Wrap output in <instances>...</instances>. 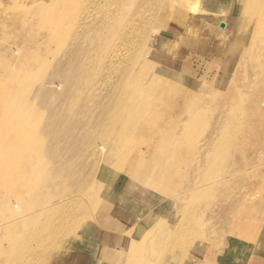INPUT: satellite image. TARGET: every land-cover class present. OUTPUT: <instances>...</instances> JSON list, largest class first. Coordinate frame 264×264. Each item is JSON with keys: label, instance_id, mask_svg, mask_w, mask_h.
Returning a JSON list of instances; mask_svg holds the SVG:
<instances>
[{"label": "rangeland", "instance_id": "obj_1", "mask_svg": "<svg viewBox=\"0 0 264 264\" xmlns=\"http://www.w3.org/2000/svg\"><path fill=\"white\" fill-rule=\"evenodd\" d=\"M96 25L105 37L101 46L91 42ZM162 34L169 47L154 49ZM16 51L35 63L13 61L9 54L17 58ZM111 60L116 77L129 62L130 82L143 85L165 71L174 84L167 106L176 99L171 114L179 124L170 131L177 134L190 112L199 120L188 131L187 150L175 159L170 179L162 184L165 192L151 189L142 198L155 213L143 225L129 226V239L117 236L126 229L120 224V230L107 229L110 215L82 206L64 227L78 233L77 222L82 223L83 240H70L66 247L62 234L44 230L46 238L30 243L32 252L24 250L22 264H264V0H0V98L2 86L10 84L36 120L46 116L32 99L42 84L53 77L68 89L55 75L58 69L77 76L68 98L75 106L82 93L90 98L96 91ZM33 140L15 151L43 154L45 143ZM146 147L140 144L141 150ZM81 157L77 152L73 161ZM85 193L79 201L87 199ZM3 196L0 219L9 214ZM9 197L29 202L24 192ZM159 204H164L161 214ZM135 206L127 218L139 217L142 208ZM163 217L180 218L178 238L170 246L161 237L168 230L160 227ZM112 220L125 218L116 214ZM24 229L22 223L0 228V261L20 252L21 244L7 240L29 234Z\"/></svg>", "mask_w": 264, "mask_h": 264}, {"label": "bare ground", "instance_id": "obj_2", "mask_svg": "<svg viewBox=\"0 0 264 264\" xmlns=\"http://www.w3.org/2000/svg\"><path fill=\"white\" fill-rule=\"evenodd\" d=\"M162 14L165 18V8ZM104 25L107 22H103L101 26ZM101 26L94 28L95 33H98L94 41H91L97 46H101L105 40ZM167 39L169 40L162 34L154 49L160 46L169 47ZM124 40L126 41L125 38ZM154 49L151 50L152 58L158 54ZM14 53L9 54L13 61L21 60L30 65L35 63L34 58L27 53L17 52V58ZM71 58L67 63L69 65L73 62ZM112 63L111 60L109 71L92 96L89 98L82 93L79 104L75 106L69 104L68 98L72 93L71 85L75 83L72 81L77 80V76L67 71L65 73L62 68L58 69L55 75L66 81L63 83L67 84L68 89L63 90L62 83L54 82L53 77L38 88L32 99L46 111V116L41 120H36L28 105L16 97L10 84L2 86L0 194H4L2 202L9 214L0 219V228L19 227L22 223V228L29 229V234L24 233L20 239L11 237L7 240L8 243L21 244L22 248L17 255L6 257L0 264H22L25 249L32 252L30 243L36 241L41 244L46 238L44 230L48 234H62L66 238V247L70 240H83L87 229H83L82 223L77 222L80 230L78 233H66L64 227L74 218L73 212L76 213L82 206L96 207L102 213L104 211L105 215H110L104 221L108 224L107 229L120 230L117 225L120 224L126 229L124 232L116 231L117 236L120 238L124 234L127 239L131 237V232H127L129 226L133 228L135 225H143L155 213L154 208L143 204L142 198L151 189L165 192L162 184L170 179L175 159L180 160L185 154L188 131L199 120L197 115L190 112L181 124L182 131L177 132L174 128L177 132L174 134L170 130L176 122L179 125L178 121L172 119L171 114L172 107L176 106V99L172 100L171 108L167 106L168 94L174 84L169 82L165 71L156 74L147 85H143L130 82L132 74L129 62H126L121 78L114 75L115 66H111ZM85 72L82 71L83 74ZM176 91H179L178 87ZM29 130L36 131L40 138L31 136ZM170 136L173 140L172 145L168 146L166 143ZM33 139H40L45 143L43 154L18 152L26 144L31 145ZM142 143L147 146L145 150L140 149ZM77 152L82 157L75 163L73 158ZM82 190H86L87 199L79 201ZM17 191L26 193L29 202L10 199V194ZM135 205L142 208L138 213L139 217L136 214L135 219L127 218V213L134 212L137 208ZM163 205L156 207L160 214ZM58 213L62 215L55 219L53 216ZM116 214L124 216L125 220L119 223L111 221L112 215ZM41 216L45 218L41 220ZM99 221L101 215L97 220L100 225ZM179 222L180 218L172 221L163 217L160 224V227L168 228L161 237L166 239L169 246L178 238ZM152 241H157V238ZM55 248L52 245L51 249Z\"/></svg>", "mask_w": 264, "mask_h": 264}]
</instances>
